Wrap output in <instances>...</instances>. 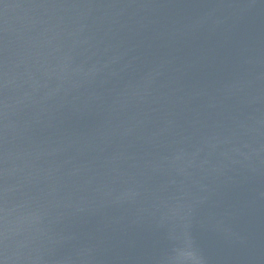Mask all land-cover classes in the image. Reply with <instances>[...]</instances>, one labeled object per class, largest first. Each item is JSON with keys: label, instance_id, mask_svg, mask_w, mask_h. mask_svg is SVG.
I'll list each match as a JSON object with an SVG mask.
<instances>
[{"label": "water", "instance_id": "water-1", "mask_svg": "<svg viewBox=\"0 0 264 264\" xmlns=\"http://www.w3.org/2000/svg\"><path fill=\"white\" fill-rule=\"evenodd\" d=\"M0 264H264V0H0Z\"/></svg>", "mask_w": 264, "mask_h": 264}, {"label": "snow or ice", "instance_id": "snow-or-ice-1", "mask_svg": "<svg viewBox=\"0 0 264 264\" xmlns=\"http://www.w3.org/2000/svg\"><path fill=\"white\" fill-rule=\"evenodd\" d=\"M0 242H2V235H0Z\"/></svg>", "mask_w": 264, "mask_h": 264}]
</instances>
